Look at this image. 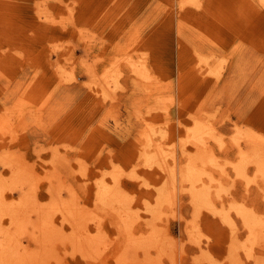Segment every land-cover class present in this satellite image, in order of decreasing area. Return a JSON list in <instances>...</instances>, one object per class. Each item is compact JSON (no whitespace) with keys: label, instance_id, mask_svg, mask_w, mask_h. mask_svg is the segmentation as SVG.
I'll use <instances>...</instances> for the list:
<instances>
[{"label":"rangeland","instance_id":"obj_1","mask_svg":"<svg viewBox=\"0 0 264 264\" xmlns=\"http://www.w3.org/2000/svg\"><path fill=\"white\" fill-rule=\"evenodd\" d=\"M259 144L264 0H0V242L15 235L3 264H264V227L252 236L238 210L264 222V174L243 163Z\"/></svg>","mask_w":264,"mask_h":264},{"label":"bare ground","instance_id":"obj_2","mask_svg":"<svg viewBox=\"0 0 264 264\" xmlns=\"http://www.w3.org/2000/svg\"><path fill=\"white\" fill-rule=\"evenodd\" d=\"M199 4V3H198ZM195 6V5H194ZM131 48V47H130ZM200 52V51H199ZM139 54V53H138ZM199 54H202V53H199ZM207 55V54H206ZM205 55V56H206ZM208 56V55H207ZM210 56V55H209ZM125 57H128V56H126L125 55ZM124 58V57H123ZM130 58V57H129ZM141 58V57H140ZM202 58V57H201ZM211 59H212V57H211ZM225 59V58H224ZM117 60V59H116ZM132 60V59H131ZM142 60V59H141ZM202 60L204 61V60H206L205 58L203 59L202 58ZM118 61V60H117ZM130 61V60H129ZM133 61V60H132ZM119 62H121V61H119ZM207 62V61H206ZM133 63H136V62H133ZM209 64H210V61H209ZM134 65V64H133ZM138 65V64H137ZM136 66V65H135ZM210 67V66H209ZM212 68V67H211ZM109 69L111 70V68L109 67ZM140 69V68H139ZM110 70H109V73H110ZM141 70V69H140ZM142 71H144V69L142 70ZM141 71V72H142ZM108 72V71H107ZM209 72H211V70L209 71ZM143 73V72H142ZM113 74H114V72H113ZM103 75V74H102ZM111 75H112V72H111ZM137 75V74H136ZM108 77H110V75L108 76ZM143 77V76H142ZM141 77V78H142ZM112 78L114 79L115 77H113V75H112ZM117 78V77H116ZM93 79V78H92ZM102 79V78H101ZM117 80V79H116ZM143 80H144V78H143ZM89 82V81H88ZM95 82H97V81H95ZM99 82V81H98ZM116 82V81H115ZM100 83H101V80H100ZM107 83V82H106ZM97 84V83H96ZM115 85V84H114ZM109 86V85H108ZM97 87V86H96ZM116 87V86H115ZM114 87V88H115ZM109 88V87H108ZM107 88V89H108ZM94 91V90H93ZM97 93H99V92H97ZM107 93V92H106ZM106 93H103V94H106ZM107 94H109V93H107ZM106 98V97H105ZM138 111V110H137ZM140 112V111H139ZM141 113V112H140ZM139 114V113H138ZM149 114V113H148ZM147 114V115H148ZM141 116V115H140ZM139 116V117H140ZM178 122H179V119H178ZM203 122V121H202ZM146 123V122H145ZM196 124V123H195ZM149 125H151V124H149ZM159 125V124H158ZM157 125V126H158ZM184 125V124H183ZM197 125V124H196ZM195 125V126H196ZM207 125V124H206ZM153 126V125H152ZM156 126V127H157ZM214 126V125H213ZM154 127V126H153ZM182 127V126H181ZM184 127V126H183ZM200 127V126H199ZM197 128V129H195V131H193L194 132V136L197 138V140H200L201 138H202V136H201V131H200V129L201 128ZM155 128V127H154ZM211 128V127H210ZM163 129V128H162ZM205 130V129H204ZM161 131H163V130H161ZM165 131H168L167 129L165 130ZM189 131V130H188ZM212 131V130H211ZM191 132V131H190ZM213 132V131H212ZM215 132V131H214ZM246 132V131H245ZM138 133V132H137ZM153 133V132H152ZM206 133V132H205ZM158 134V133H157ZM139 135V134H138ZM141 135H142V133H141ZM153 135V134H152ZM216 135V134H215ZM241 135V134H240ZM156 136V135H155ZM205 136V135H204ZM219 136V135H218ZM224 136H226V135H224ZM236 136V135H235ZM246 136V135H245ZM252 136H254V135H252ZM141 137V136H140ZM150 137V136H149ZM149 137H148V139H149ZM249 137H250V135H249ZM192 138V137H191ZM253 138V137H252ZM151 140H152V137L150 138ZM181 140V139H180ZM222 140V139H221ZM153 141V140H152ZM146 143H147V141H146ZM150 143H151V141H150ZM154 143V142H153ZM187 143V142H186ZM222 144V143H221ZM146 145H148V144H146ZM166 145V144H165ZM164 145V146H165ZM222 146H224V145H222ZM222 146H221V148H222ZM148 147V146H147ZM156 147V146H155ZM151 148V147H150ZM167 148H168V146H167ZM152 149V148H151ZM160 148H158V150H159ZM163 149V148H162ZM223 149H224V147H223ZM156 150H157V147H156ZM155 150V151H156ZM168 150V149H167ZM211 151V150H210ZM160 152V151H159ZM167 152V151H166ZM150 153V152H149ZM148 153V154H149ZM155 153V152H154ZM162 153V152H161ZM174 153V152H173ZM232 153V152H231ZM146 154V153H145ZM147 154V155H148ZM151 154H153V153H151ZM166 154H168V153H166ZM245 154V153H244ZM231 155H233V154H231ZM144 156V155H143ZM168 156V155H167ZM206 155L204 154V152H200L199 154H198V156H196V160H201L202 162H207L209 159L207 158V157H205ZM153 157V156H152ZM166 157V156H165ZM188 157V156H187ZM194 157V156H193ZM144 158H147V157H144ZM162 158H163V156H162ZM189 158V157H188ZM152 159V158H151ZM154 160H155V156H154V158H153ZM159 159H161V158H159ZM143 160V159H142ZM146 161H147V159H145ZM149 160H150V158H149ZM148 160V161H149ZM195 160V159H194ZM194 160L192 161V162H194ZM191 161V160H190ZM210 161V160H209ZM211 161H212V159H211ZM247 161H251V162H254V163H256L257 164V169L262 173V174H264V149H263V146L262 145H253L252 146V153L250 154V155H246L245 154V156L243 157V163H245V162H247ZM4 162V161H3ZM154 162V161H153ZM156 162H157V160H156ZM165 162H168V160L167 161H165ZM225 162H227V161H225ZM238 162H239V160H238ZM148 163V162H147ZM147 163H145V165L147 164ZM151 163V162H150ZM149 163V164H150ZM169 163V162H168ZM188 163H189V161H188ZM188 163H187V167L183 170V172H184V175H185V178H186V180L187 179H189L191 182H195L198 178H199V175H200V171H198L197 169H196V167H194L193 166V164H190L189 163V165H188ZM195 163V165H196V162H194ZM241 163V162H240ZM4 166H5V164L4 163H2ZM152 164V163H151ZM154 164V163H153ZM157 164V163H156ZM166 164V163H165ZM198 164V163H197ZM255 164V165H256ZM155 166V165H154ZM160 166V165H159ZM166 166V165H165ZM197 166V165H196ZM198 166H199V164H198ZM213 166V165H212ZM5 167H8L7 166V164H6V166ZM116 167V166H115ZM161 167V166H160ZM209 167V166H208ZM45 168V167H44ZM121 168V167H120ZM165 168V167H164ZM184 168V167H183ZM237 168H238V170L240 171L241 169H242V165L241 164H239L238 163V165H237ZM245 168V167H244ZM182 169V168H181ZM205 169V168H204ZM19 170V169H18ZM166 170V169H165ZM16 171V170H15ZM206 171V170H205ZM19 172V171H18ZM38 172V171H37ZM118 172V171H117ZM203 172V171H202ZM226 172V171H225ZM242 172V171H241ZM246 172V174H247V170L245 171ZM2 173V172H1ZM17 173V172H16ZM16 173H12L13 174V176L14 175H16ZM23 173H25V172H23V170H22V174ZM33 173H34V171H33ZM39 173V172H38ZM114 173V172H113ZM216 173V172H215ZM12 174L10 175V176H12ZM18 174V173H17ZM126 174V173H125ZM208 174V173H207ZM207 174H206V176H207ZM214 174V173H213ZM228 174V173H227ZM243 174V173H242ZM255 174H256V172H255ZM257 174H258V172H257ZM3 175V174H2ZM1 175V176H2ZM134 175V174H133ZM204 175V177H205V174H203ZM212 175V174H211ZM13 176H12V178H13ZM27 176V175H26ZM111 176V175H110ZM136 176V175H135ZM134 176V177H135ZM159 176H160V174H159ZM169 176H172V175H169ZM168 176V177H169ZM209 176V175H208ZM229 176V175H228ZM244 176H245V173H244ZM247 176V175H246ZM256 176V175H255ZM5 177V176H4ZM133 177V176H132ZM161 177V176H160ZM167 177V176H166ZM173 177V176H172ZM171 177V178H172ZM182 177V176H181ZM213 177V176H212ZM241 177V176H240ZM248 177V176H247ZM6 178V177H5ZM18 178V177H17ZM19 178H21L20 176H19ZM170 178V177H169ZM208 178H210V177H208ZM215 178V177H214ZM224 178V177H223ZM253 178H254V176H253ZM4 179V178H3ZM14 179V178H13ZM22 179H24L25 180V178H22ZM21 179V180H22ZM99 179V178H98ZM183 179V178H182ZM202 179H203V177H202ZM211 179V178H210ZM232 179V178H231ZM237 179V178H236ZM236 179H234L235 181H236ZM249 179H251V178H249ZM258 179H259V177H258ZM105 180V179H104ZM148 180V179H147ZM168 180V179H167ZM166 180V181H167ZM188 180V181H189ZM233 180V181H234ZM4 181V180H3ZM7 181H8V179H7ZM164 182V183H167V182ZM222 181V180H221ZM12 182V181H11ZM22 182V181H21ZM173 182V181H172ZM197 182V181H196ZM218 182H220V181H218ZM225 182V181H224ZM251 182V180L249 181V184H251L252 185V183H250ZM6 183V182H5ZM19 183V182H18ZM23 183V182H22ZM97 183V182H96ZM98 183H99V181H98ZM98 183H97V185H98ZM118 183V182H117ZM117 183H116V185H117ZM168 183H170V181L168 182ZM167 183V184H168ZM176 183V182H175ZM198 183V182H197ZM235 183V182H234ZM234 183H232V185L234 184ZM7 184V183H6ZM16 184V183H15ZM102 184V183H101ZM105 184V183H104ZM119 184V183H118ZM196 184V183H195ZM211 184V183H210ZM220 184V183H219ZM218 184V185H219ZM224 184V183H223ZM1 185H2V180H1ZM19 185H21V184H19ZM112 185V184H111ZM114 185V184H113ZM169 185V184H168ZM194 185V184H193ZM8 186V185H7ZM100 186V185H99ZM102 186V185H101ZM118 186H120V184L118 185ZM161 186V185H160ZM166 186V185H165ZM180 186V185H179ZM226 186V185H225ZM228 186V185H227ZM1 187V186H0ZM6 187V186H5ZM4 187V188H5ZM18 187V186H17ZM146 187H147V184H146ZM156 187V186H155ZM167 187V186H166ZM170 187V186H169ZM201 187V186H200ZM206 187V186H205ZM220 187V186H219ZM229 187V186H228ZM249 187V186H248ZM11 188V187H10ZM15 188V187H14ZM20 188V187H19ZM33 188V187H32ZM112 188H116L115 186L114 187H112ZM150 188V187H149ZM158 188H160V187H158ZM186 187H184V189H185ZM233 188V187H232ZM3 189V188H2ZM6 189H9V188H6ZM17 189V188H16ZM15 189V190H16ZM20 189H22V188H20ZM19 189V190H20ZM162 189V188H161ZM173 189V188H172ZM194 189V188H193ZM192 189V190H193ZM229 189V188H228ZM234 189V188H233ZM10 190V189H9ZM50 190V189H49ZM49 190H48V192H49ZM53 190V189H52ZM52 190H50V191H52ZM123 190H124V188H123ZM190 190V189H189ZM217 190H218V188H217ZM7 191V190H6ZM31 191V190H30ZM53 191H55V190H53ZM165 191V190H164ZM170 191V190H169ZM174 191H176V190H174ZM219 191V190H218ZM14 192V191H13ZM17 192H18V189H17ZM37 193H38V191H36ZM111 192L112 191H110L109 193L107 192V191H102L101 192V199L102 200H106L107 198H108V196H110L111 195ZM185 192H186V189H185ZM184 192V193H185ZM187 192H189V191H187ZM192 192V191H191ZM210 192V191H209ZM217 192V191H216ZM220 192H222V190H220ZM54 193V192H53ZM53 193H52V195H53ZM58 193V192H57ZM211 193V192H210ZM209 193V194H210ZM222 193H224V192H222ZM229 192H227L226 194H228ZM3 194V193H2ZM23 194V193H22ZM22 194H20V195H22ZM28 194H31L30 192H28ZM36 193H34V195H35ZM98 194V193H97ZM113 194V193H112ZM159 194V193H158ZM192 194H193V199H194V201H195V203L197 202V204L199 203V204H203V205H207L208 204V206H209V204L212 202L211 200L209 201V196H208V192L206 191V190H193V192H192ZM213 194V193H212ZM20 195H19V198H20ZM58 195V194H57ZM69 195V194H68ZM67 195V197H69ZM27 196V195H26ZM29 196V195H28ZM60 196V195H59ZM119 196V194H116V193H114L113 194V198L114 199H116V197H118ZM133 196V195H132ZM159 196V195H158ZM176 196V195H175ZM220 196H222V194H220ZM228 196V195H227ZM229 196H231V195H229ZM228 196V197H229ZM4 197V196H3ZM32 197V196H31ZM62 197V196H61ZM112 197V196H111ZM165 197V196H164ZM173 197V195L171 196V198ZM217 197H218V192H217ZM239 197H241V196H239ZM5 198V197H4ZM28 198V197H27ZM33 198V197H32ZM32 198H31V200H32ZM36 198H38V197H36ZM71 198V197H70ZM97 198V197H96ZM99 198V197H98ZM162 198V197H161ZM210 198H211V196H210ZM213 198V197H212ZM234 198V197H233ZM21 199V198H20ZM19 199V200H20ZM100 199V198H99ZM109 199V198H108ZM118 199H120V198H118ZM223 199V198H222ZM236 199V198H235ZM30 200V199H29ZM34 200V199H33ZM52 200H54V196H53V199ZM117 200V199H116ZM161 201L162 200H164V199H160ZM177 200V199H176ZM237 200V199H236ZM235 200V201H236ZM244 200V199H243ZM24 201V200H23ZM26 201V200H25ZM25 201L23 202V203H25ZM35 202H36V199L34 200ZM72 201V200H71ZM107 201V200H106ZM109 201V200H108ZM122 201V200H121ZM120 201V202H121ZM159 201V200H158ZM166 201V200H165ZM233 201V200H232ZM3 202V201H2ZM6 202H8V201H6ZM20 201H18V203H19ZM21 202H22V200H21ZM27 202V201H26ZM45 202V201H44ZM54 203H55V201H53ZM100 202V201H99ZM237 202V201H236ZM4 203V202H3ZM29 203V202H28ZM41 203V202H40ZM105 203V202H104ZM109 203V204H108ZM122 203H123V201H122ZM167 203H169V204H171L170 202H167ZM166 203V204H167ZM15 204V203H14ZM13 204V205H14ZM21 204V203H20ZM18 205V207L19 206H21V205ZM26 205H27V203H25ZM30 204V203H29ZM31 204H33V203H31ZM43 203H41L40 205H42ZM97 204V203H96ZM100 204V203H99ZM102 204V203H101ZM106 204H108V206H110L111 204H110V202H106ZM124 204H125V202H124ZM123 204V205H124ZM173 204V203H172ZM241 204V203H240ZM11 205V204H10ZM16 205V204H15ZM39 204H38V206H40ZM49 205V204H48ZM53 206H54V204H52ZM56 205V204H55ZM98 205V204H97ZM105 205V204H104ZM103 205V206H104ZM168 205V204H167ZM210 205H212V204H210ZM226 205V204H225ZM235 205H237V204H233V206L235 207V209H237V207L235 206ZM4 206V205H3ZM17 206V205H16ZM36 206V205H35ZM43 206V205H42ZM57 206V208H59L58 207V205H56ZM158 206L160 207V204H158ZM162 206V205H161ZM170 206V205H169ZM238 206V205H237ZM6 207H7V205H6ZM6 207H4V208H6ZM14 207L15 206H13V210H14ZM23 207H25L26 208V206H23ZM23 207H21V208H23ZM30 207V206H29ZM43 207H45V206H43ZM105 207H106V205H105ZM110 207H112V206H110ZM163 207V206H162ZM50 208H52L51 207V204H50ZM115 208V207H114ZM198 207H196V209H197ZM222 208H223V206H222ZM238 208H240V209H238L240 212L239 213H241L242 215H243V217H244V223H246V225H245V227L246 226H248V228H249V230L251 231V235L252 236H254L255 237V235L257 236V231H256V229H258L259 227H264V225H262L264 222H263V220L262 219H260V218H258L257 216H255L256 214H253L252 212H250V211H248V210H246V209H241V207H238ZM7 209V208H6ZM8 209H10V206H9V208ZM19 209V208H18ZM27 209V208H26ZM31 209H33V208H31ZM107 209V208H106ZM168 209H170V208H168ZM200 209V208H199ZM233 209V208H232ZM235 209H233V210H235ZM11 210H12V207H11ZM12 210V211H13ZM16 210V209H15ZM19 210H21V209H19ZM23 210H24V208H23ZM42 210H44V208L42 209ZM41 210V211H42ZM53 210V209H52ZM55 210V209H54ZM54 210H53V212L50 210V215L51 216H53V213H54ZM61 210H62V208H61ZM83 210V209H82ZM198 210V209H197ZM201 210H202V208H201ZM217 210V209H216ZM0 211H1V209H0ZM11 211V212H12ZM33 211V210H32ZM45 212H46V210H44ZM57 211H58V209H57ZM84 211V210H83ZM109 211H111V210H109ZM128 211V210H127ZM138 211V210H137ZM142 211V210H141ZM147 211V210H146ZM168 211V210H167ZM199 211V210H198ZM232 211V210H231ZM236 211V210H235ZM7 212L9 213L10 211H8L7 210ZM10 212V213H11ZM22 212V211H21ZM26 213H24V215L25 214H27V210L25 211ZM59 212H61L60 210H59ZM64 213H65V211H63ZM62 212V213H63ZM77 212V214H78V211H76ZM106 212V211H105ZM112 212V211H111ZM113 212H114V210H113ZM150 212V211H149ZM201 212V211H200ZM20 213V212H19ZM33 213H34V211H33ZM42 213H43V211H42ZM47 213V212H46ZM85 213V212H84ZM108 213V212H107ZM138 213V212H137ZM164 213H165V211H164ZM196 213H197V211H196ZM223 213V212H222ZM1 214V213H0ZM14 215H16L15 214V212L13 213ZM32 214V213H31ZM110 214V213H109ZM157 214V213H156ZM165 214H167V213H165ZM199 214V213H198ZM240 214V215H241ZM10 215V214H9ZM19 215V214H18ZM33 215V214H32ZM55 215V214H54ZM57 215V214H56ZM85 215V214H84ZM96 215V214H95ZM135 215H136V213H135ZM140 214L138 213V215L137 216H139ZM154 215V214H153ZM20 216V218L19 219H21V215H19ZM18 216V217H19ZM28 216V215H27ZM109 216V215H108ZM160 216V215H159ZM162 216V215H161ZM160 216V217H161ZM229 216V215H228ZM2 217V216H1ZM9 217H11L12 218V216H9ZM16 217V216H15ZM54 217V216H53ZM56 217V216H55ZM111 217V216H110ZM157 217V216H156ZM264 217V215L262 216V218ZM31 218V217H30ZM39 218V217H38ZM41 218V217H40ZM45 218V217H44ZM51 218V217H50ZM131 218H133V217H131ZM1 219H3V218H1ZM42 219V218H41ZM49 219V218H48ZM55 219V218H54ZM128 219V218H127ZM138 219V218H137ZM147 219V218H146ZM153 218H151V220H152ZM156 219V218H155ZM155 219H154V221H155ZM11 220V219H10ZM38 220V219H37ZM43 220V219H42ZM50 220H53V219H50ZM48 221V222H53V221ZM120 220V219H119ZM132 220L133 219H131L130 221L132 222ZM139 221H140V218L138 219ZM148 220V219H147ZM150 220V221H151ZM221 220L223 221V219L221 218ZM228 220V219H227ZM18 221V220H17ZM21 221L23 222V220L21 219ZM122 221V220H121ZM146 221V220H145ZM3 222V221H2ZM16 222V221H15ZM19 222V221H18ZM22 222L20 223V224H18L19 226L17 227V229H20L21 227H22ZM42 222V221H41ZM124 222V221H123ZM135 222V221H134ZM144 222V221H143ZM153 222V221H152ZM230 222V221H229ZM17 223V222H16ZM24 223V222H23ZM125 223V222H124ZM129 223V222H128ZM146 223V222H145ZM156 223H157V221H156ZM156 223L154 224V225H156ZM195 224L197 223V222H194ZM233 224L235 223V222H232ZM1 224V223H0ZM43 224V223H42ZM122 224V223H121ZM132 224L134 225V223L132 222ZM148 224V223H147ZM229 224V223H228ZM2 225V224H1ZM11 225H13V224H11ZM26 225V224H25ZM35 225H36V223H35ZM136 225H138V223L136 224ZM149 225V224H148ZM14 226H15V224H14ZM45 226H47V225H45ZM126 226V225H125ZM124 226V227H125ZM150 226V225H149ZM157 227L159 226V225H156ZM1 227V226H0ZM2 227H3V225H2ZM27 227V226H26ZM187 227V226H186ZM12 228V227H11ZM10 228V230H12ZM28 228V227H27ZM45 228V227H44ZM165 228H166V226H165ZM233 228H234V226H233ZM5 229V228H4ZM15 229H16V226H15ZM24 229V228H23ZM29 229V228H28ZM87 229H89L88 227H87ZM134 229V228H133ZM139 229V228H138ZM152 229V228H151ZM245 229V228H244ZM264 229V228H263ZM262 229V230H263ZM7 230V229H6ZM9 230V231H10ZM14 230V229H13ZM60 230V229H59ZM86 230V229H85ZM153 230V229H152ZM159 230V229H158ZM17 231H19V230H17ZM23 231V230H22ZM25 231H27L26 229H25ZM87 231V230H86ZM148 231H150L149 229H148ZM154 231V230H153ZM235 231V230H234ZM255 231H256V234H255ZM8 230L6 231V232H4L3 231V234H5V236L7 235V241L6 242H0V262L3 264V256H2V254L3 255H6V256H11V255H13V253H15V246H12L13 245V241H14V237H15V235L13 236V235H8ZM14 232V234H15V231H13ZM28 232V231H27ZM90 232V231H89ZM162 232V231H161ZM160 232V233H161ZM167 232V231H166ZM169 232V231H168ZM258 232H259V230H258ZM263 231H261V232H259L261 235H263V233H262ZM20 233V232H19ZM158 233V232H157ZM160 233L158 234V235H160ZM27 234H29V233H27ZM64 234V233H63ZM63 234H61V235H63ZM88 234V233H87ZM94 234V233H93ZM95 234H97V233H95ZM144 234V233H143ZM150 234V233H149ZM21 235V234H20ZM20 235H17V233H16V237H20ZM60 235V236H61ZM128 235H130V234H128ZM135 235V234H134ZM238 235V234H237ZM1 236H3L4 237V235H1ZM0 236V237H1ZM90 236V235H89ZM109 236H110V234H109ZM122 236V235H121ZM124 236V235H123ZM133 236V235H132ZM139 236V235H138ZM156 236H157V234H156ZM248 236V238H249V235H247ZM64 237V236H63ZM97 237V236H96ZM143 237L145 238V235H143ZM151 237V236H150ZM171 237H173V236H171ZM263 237V236H262ZM261 237V238H262ZM57 238H59L60 239V237L58 236ZM56 238V239H57ZM110 238V237H109ZM129 239H130V237H128ZM135 238H136V236H135ZM156 238V237H155ZM160 238V237H159ZM162 238V237H161ZM169 238H170V236H169ZM247 238V239H248ZM256 238H258V237H256ZM18 239V238H17ZM21 239V238H20ZM19 239V240H20ZM70 239V238H69ZM117 239V238H116ZM133 239V238H132ZM138 239V238H137ZM150 239H152V238H150ZM198 239V238H197ZM237 239V237L235 238V240ZM5 240V239H4ZM15 240H16V238H15ZM54 240L55 239H53V242H54ZM64 240H65V242H67L66 241V239L64 238ZM92 240V239H91ZM98 240V239H97ZM163 240H164V237H163ZM162 240V241H163ZM170 240V239H169ZM178 240V239H177ZM238 240V239H237ZM262 240H263V238H262ZM100 241V240H99ZM106 241H107V239H106ZM110 241V240H109ZM115 241V240H114ZM127 241V240H126ZM136 241H138V240H136ZM141 241H142V239H141ZM141 241H140V243H141ZM156 241H158V240H156ZM179 241V240H178ZM194 241H195V239H194ZM246 241H248V242H250L249 240H246ZM253 241V240H252ZM255 241H256V239H255ZM17 242H18V240H17ZM64 242V243H65ZM75 242V241H74ZM116 242V241H115ZM145 242V241H144ZM146 242L147 243H151V241H148V240H146ZM152 242H154V239L152 240ZM164 242V241H163ZM170 242H171V240H170ZM175 242V241H174ZM196 242V241H195ZM247 242V243H248ZM257 242V241H256ZM23 243V242H22ZM21 243V244H22ZM87 243V242H86ZM106 243V242H105ZM139 243V242H138ZM167 243V241L165 242V244ZM177 243V242H176ZM197 243H199L198 242V240H197ZM239 243H240V241H238V245H239ZM246 243V244H247ZM52 244V243H51ZM121 244V243H120ZM124 243H122V245H123ZM144 244V243H143ZM153 244H155V242L153 243ZM152 244V245H153ZM241 244H243V243H241ZM240 244V246H243V245H241ZM250 245H249V248H250V246H251V243H249ZM23 245V244H22ZM74 245V244H73ZM106 245V244H105ZM107 245H109V243L107 244ZM107 245H106V247H107ZM127 245V244H126ZM145 245V244H144ZM151 245V246H152ZM157 245H158V242H157ZM177 245V244H176ZM199 245V244H198ZM230 245H232L231 243H230ZM252 245H254L255 246V242H254V244H252ZM262 245V244H261ZM52 246V245H51ZM94 246V245H93ZM102 246V245H101ZM154 246H156V245H153L152 247H154ZM162 246V245H161ZM239 246V247H240ZM23 247H24V245H23ZM91 247V246H90ZM98 247H100V246H98ZM132 247V246H131ZM137 247H139V246H137ZM140 247H141V245H140ZM173 247V246H172ZM234 247V246H233ZM238 247V248H239ZM243 247H245V245L243 246ZM242 247V248H243ZM253 247V246H252ZM73 248V247H72ZM147 248V247H146ZM167 248H168V246H167ZM185 248V247H184ZM248 248V249H249ZM27 249V248H26ZM74 249V248H73ZM101 249V248H100ZM121 249V248H120ZM128 249V248H127ZM154 249V248H153ZM162 249V248H161ZM244 249V248H243ZM253 249H254V252L253 253H255V248L253 247ZM25 250V249H24ZM29 250V249H28ZM28 250H27V252H28ZM122 250V249H121ZM124 250V249H123ZM147 250H149V251H151L150 249H147ZM164 250V249H163ZM182 250H183V247H182ZM231 250V249H230ZM229 250V251H230ZM234 251H235V248L233 249ZM21 250H19V252H20ZM93 251V250H92ZM96 251V250H95ZM136 251V250H135ZM234 251H232V252H234ZM239 251H241V250H239ZM238 251V252H239ZM244 251H246V249L244 250ZM30 252V251H29ZM75 252V251H74ZM129 252H131V251H129ZM134 252V251H133ZM137 252V251H136ZM207 252V251H206ZM231 252V253H232ZM20 253H22V252H20ZM90 253H91V251H90ZM151 253V252H150ZM182 253V252H181ZM186 253V252H185ZM230 253V252H229ZM247 253H249V252H247ZM35 254V253H34ZM130 254V253H129ZM147 253H145L144 252V255H146ZM169 254H170V252H169ZM174 254H175V250H174ZM205 254V253H204ZM208 254H209V252H208ZM21 255H23V254H21ZM118 255H120V254H118ZM181 255V254H180ZM235 255V254H234ZM254 255V254H253ZM14 256V255H13ZM20 256V255H19ZM34 256V255H33ZM87 256V255H86ZM131 256V255H130ZM158 256V255H157ZM156 256V257H157ZM205 255H203V257H204ZM209 256V255H208ZM231 256H233V255H231ZM248 256L250 257V255L248 254ZM247 256V257H248ZM17 257V256H16ZM41 257V256H40ZM43 257V256H42ZM88 257H90V256H88ZM137 257V256H136ZM201 257V256H200ZM234 257V256H233ZM259 257V256H258ZM122 258V257H121ZM138 258V257H137ZM158 258V257H157ZM161 258V257H160ZM171 258V257H170ZM173 258V257H172ZM236 258V257H235ZM44 259V258H43ZM117 259H118V257H117ZM176 259V258H175ZM234 259V258H233ZM249 259V258H248ZM251 259V258H250ZM7 260V259H6ZM9 260V259H8ZM22 260H23V258H22ZM26 260V259H25ZM40 260H41V258H40ZM101 260V259H100ZM121 260V259H120ZM134 260H135V258H134ZM150 260V259H149ZM157 260V259H156ZM41 261H44V260H41ZM158 261V260H157ZM163 261V260H162ZM161 261V262H162ZM175 261V260H174ZM173 260H171V262H174ZM7 261H5V263H6ZM135 262V261H134ZM133 262V263H134ZM160 262V261H159ZM207 262H209L208 260H207ZM217 262H219V261H217ZM10 263V262H9ZM11 263H12V261H11ZM14 263V262H13ZM16 263H18V262H16ZM21 263V262H20ZM34 263V262H33ZM136 263V262H135ZM175 263V262H174ZM257 263H258V261H257ZM28 264V263H27ZM37 264V263H36ZM47 264H49V262H47ZM137 264V263H136ZM237 264H241V263H239V262H237ZM246 264V263H245Z\"/></svg>","mask_w":264,"mask_h":264}]
</instances>
